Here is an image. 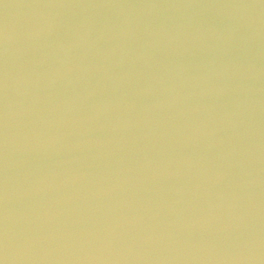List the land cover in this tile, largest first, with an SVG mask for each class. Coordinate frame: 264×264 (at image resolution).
Masks as SVG:
<instances>
[{
    "label": "water",
    "instance_id": "95a60500",
    "mask_svg": "<svg viewBox=\"0 0 264 264\" xmlns=\"http://www.w3.org/2000/svg\"><path fill=\"white\" fill-rule=\"evenodd\" d=\"M0 264H264V0H0Z\"/></svg>",
    "mask_w": 264,
    "mask_h": 264
}]
</instances>
